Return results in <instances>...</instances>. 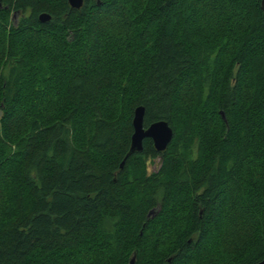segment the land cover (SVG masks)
Listing matches in <instances>:
<instances>
[{
	"label": "trees",
	"instance_id": "trees-1",
	"mask_svg": "<svg viewBox=\"0 0 264 264\" xmlns=\"http://www.w3.org/2000/svg\"><path fill=\"white\" fill-rule=\"evenodd\" d=\"M132 257L264 259L261 0H0V264Z\"/></svg>",
	"mask_w": 264,
	"mask_h": 264
},
{
	"label": "water",
	"instance_id": "water-1",
	"mask_svg": "<svg viewBox=\"0 0 264 264\" xmlns=\"http://www.w3.org/2000/svg\"><path fill=\"white\" fill-rule=\"evenodd\" d=\"M68 5L71 9H79L83 5V0H67ZM261 7L264 10V0H261ZM50 20V16L46 13H42L38 16L40 23H46ZM222 120L225 117L222 112H219ZM144 108L139 106L135 108L132 118L133 132L130 140V148L128 154L121 162L120 167L123 166L126 158L134 152H140L142 150V143L144 139H150L154 149L157 152H162L167 149L169 143L173 138V130L166 121H157L151 123L149 126H143ZM151 211L150 213H152ZM133 258L130 260V264H133ZM256 264H264V259Z\"/></svg>",
	"mask_w": 264,
	"mask_h": 264
},
{
	"label": "rangeland",
	"instance_id": "rangeland-1",
	"mask_svg": "<svg viewBox=\"0 0 264 264\" xmlns=\"http://www.w3.org/2000/svg\"><path fill=\"white\" fill-rule=\"evenodd\" d=\"M103 18H105L104 20H107V18L106 17H104V15L103 14H101V13H99V14H97V22L98 23H102L101 21H103L102 19ZM113 18H114V16H113ZM116 19V18H115ZM18 20H19V16H16V17H14L13 18V15H12V21H13V23H17L18 22ZM112 21H114V20H112ZM104 22V21H103ZM159 168V159H156L155 161H154V163H151L149 166H148V170L150 171V172H152V171H156L157 169ZM153 213V212H152ZM133 258V260H134V257H132ZM131 258V259H132ZM130 259V260H131ZM134 262V261H133Z\"/></svg>",
	"mask_w": 264,
	"mask_h": 264
},
{
	"label": "flooded vegetation",
	"instance_id": "flooded-vegetation-1",
	"mask_svg": "<svg viewBox=\"0 0 264 264\" xmlns=\"http://www.w3.org/2000/svg\"><path fill=\"white\" fill-rule=\"evenodd\" d=\"M16 16H18V12H17V13H15V14H13V18H14V17H16Z\"/></svg>",
	"mask_w": 264,
	"mask_h": 264
}]
</instances>
